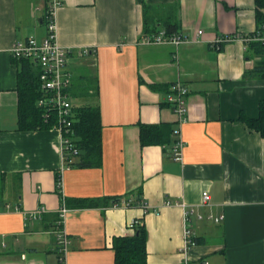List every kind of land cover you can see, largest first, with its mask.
Returning a JSON list of instances; mask_svg holds the SVG:
<instances>
[{
    "label": "crops",
    "instance_id": "0c3cea01",
    "mask_svg": "<svg viewBox=\"0 0 264 264\" xmlns=\"http://www.w3.org/2000/svg\"><path fill=\"white\" fill-rule=\"evenodd\" d=\"M46 7L47 0H0V264H59L54 226L63 205V264H114L115 239L135 233L134 219L146 264H264V137L242 119L257 118L264 100V48L240 39L214 44L254 33V0H60L56 39L94 74L87 94L71 80L70 101L99 108L102 144L100 166L63 169L58 131L18 128L20 68L10 54L14 42L45 37ZM170 21L187 42L141 41ZM83 49L91 56L79 55ZM177 80L189 91L181 161L170 154L175 136L164 146L140 140V125L177 127L166 103ZM124 198L143 201L147 213L108 202ZM76 199L99 205L76 208ZM188 208L191 248L183 240Z\"/></svg>",
    "mask_w": 264,
    "mask_h": 264
},
{
    "label": "built area",
    "instance_id": "2783aa9c",
    "mask_svg": "<svg viewBox=\"0 0 264 264\" xmlns=\"http://www.w3.org/2000/svg\"><path fill=\"white\" fill-rule=\"evenodd\" d=\"M60 5V0H47V7L45 12L46 22V35L42 40H36L33 37H29L22 41L14 42L10 47V54L14 60L26 59L32 62L35 67L38 68V80L40 97L38 98L36 105L42 110L43 122L48 124L52 121L51 128L58 131L60 135V143L62 152V169L70 168L73 163V159L78 154V149L73 143V123L75 122L74 106L70 101V87L72 74L69 69V57L71 50L63 48L56 39V24L54 21V12ZM197 34L201 35L200 30ZM234 39H240L246 44L258 43L264 47V24L257 28L254 33L241 36H225L219 37L215 40L214 44L218 45L223 42H228ZM187 38L177 33H167L165 29L157 31V33L151 35H144L141 41L145 44H172L178 46L184 42H187ZM81 56H91L92 51L83 49L79 52ZM177 59L176 55L174 56ZM169 92L166 95V103L170 105L176 115L177 127L172 130V136L176 139L170 148V154L176 161L182 159L183 140L180 137V125L186 122L188 119V88L179 80L169 86ZM61 169V170H62ZM61 172V171H60ZM59 175V181L56 183L57 187L60 188L61 174ZM210 196L204 192L202 195L203 204H209ZM166 204H169L167 202ZM111 207H123L129 208L131 206H138L142 210V214H146L148 208L143 201L136 199H120L117 202H113ZM4 207L9 209V205L5 204ZM16 210L18 208H15ZM43 211V208L37 209L36 212L30 215V218H38ZM67 212V208L63 205L58 210V218L55 221V232L57 244L60 246L58 254L60 255L59 264H63L64 258L62 257L65 247L67 246V236L62 231V225L64 216ZM193 214V209L188 208L183 212L184 222L186 227L183 231L184 247L191 248L196 242L191 233L189 224L190 217ZM210 218H212L210 216ZM222 216L213 218L214 222L222 220ZM140 224V219L131 220L129 228L135 230V227ZM182 264H188L184 262Z\"/></svg>",
    "mask_w": 264,
    "mask_h": 264
},
{
    "label": "trees",
    "instance_id": "16d2710c",
    "mask_svg": "<svg viewBox=\"0 0 264 264\" xmlns=\"http://www.w3.org/2000/svg\"><path fill=\"white\" fill-rule=\"evenodd\" d=\"M255 15L258 28L264 24V0H254ZM165 31L171 35L175 32L176 25L168 22L164 26ZM257 51L264 48L258 43H250ZM264 63V62H263ZM18 74V128L21 130H35L40 128H51L52 121L48 124L43 122L42 110L36 105L40 97L39 71L29 60H19ZM263 69L258 65L256 69ZM259 114L257 118H242L248 128L259 132L264 137V100L259 102ZM75 122L73 123V143L78 149L70 167H98L101 165L102 144L101 124L99 108L97 106L74 107ZM172 129L168 125L151 126L140 125L141 145L158 144L167 145L171 142ZM56 176V183L59 181ZM59 191V188H57ZM66 201V199H65ZM67 203L69 201H66ZM116 202V199L108 201ZM107 202V203H108ZM67 203L65 204L67 206ZM76 208L96 207L97 200L76 199L72 200ZM115 261L114 264H146L145 234L143 227H135L132 236L116 238L114 242Z\"/></svg>",
    "mask_w": 264,
    "mask_h": 264
},
{
    "label": "rangeland",
    "instance_id": "374dc122",
    "mask_svg": "<svg viewBox=\"0 0 264 264\" xmlns=\"http://www.w3.org/2000/svg\"><path fill=\"white\" fill-rule=\"evenodd\" d=\"M84 59H79L76 57H70L69 58V69L72 73V83L74 85L75 90L84 91L87 94V91L89 88L93 86L94 78H93V72L91 69H88V67L84 64L78 65L79 62L83 63ZM81 74L83 76V79H78L77 77ZM82 86V88L80 87ZM76 103L77 101L74 100ZM80 100L78 101V103Z\"/></svg>",
    "mask_w": 264,
    "mask_h": 264
},
{
    "label": "water",
    "instance_id": "95a60500",
    "mask_svg": "<svg viewBox=\"0 0 264 264\" xmlns=\"http://www.w3.org/2000/svg\"><path fill=\"white\" fill-rule=\"evenodd\" d=\"M39 21H40V18H39Z\"/></svg>",
    "mask_w": 264,
    "mask_h": 264
}]
</instances>
